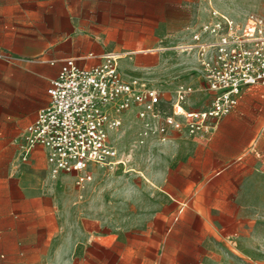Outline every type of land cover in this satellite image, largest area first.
<instances>
[{
  "label": "crops",
  "instance_id": "1",
  "mask_svg": "<svg viewBox=\"0 0 264 264\" xmlns=\"http://www.w3.org/2000/svg\"><path fill=\"white\" fill-rule=\"evenodd\" d=\"M210 8L200 15L192 0H0V264H264L262 86L247 88L206 140L144 136L136 110L126 112L142 127L129 171L146 179L152 197H104L101 213L83 195L92 180L52 177L41 146L27 159L10 148L49 105L66 58L88 67L115 56L125 79L162 91L164 107L180 84L194 89L186 109L205 107L211 94L191 46ZM128 12L139 14L132 25ZM127 160L114 170L93 166V177Z\"/></svg>",
  "mask_w": 264,
  "mask_h": 264
},
{
  "label": "built area",
  "instance_id": "2",
  "mask_svg": "<svg viewBox=\"0 0 264 264\" xmlns=\"http://www.w3.org/2000/svg\"><path fill=\"white\" fill-rule=\"evenodd\" d=\"M192 38L211 94L205 107L183 106L194 91L184 84L177 87L169 108L164 107L162 91L138 78L125 79L115 56L88 67L66 58L50 82L49 105L37 111L24 131L19 143L23 158L41 146L52 177L72 174L84 186L93 178V166L114 170L125 164L110 133L122 126V115L130 110H136L144 136L165 140L177 131L206 140L237 108L247 88L264 87V15L236 19L211 6L209 20L193 30Z\"/></svg>",
  "mask_w": 264,
  "mask_h": 264
},
{
  "label": "rangeland",
  "instance_id": "3",
  "mask_svg": "<svg viewBox=\"0 0 264 264\" xmlns=\"http://www.w3.org/2000/svg\"><path fill=\"white\" fill-rule=\"evenodd\" d=\"M194 8L198 14L205 13L204 6H213L222 12H225L236 19H243L246 15L254 13L264 15V0H192ZM198 8V9H197ZM225 10V11H223ZM139 14L127 13L128 25L134 24L133 19ZM133 28H128V31ZM145 32L147 30H133ZM202 99V98H199ZM124 119L123 126L115 132H111V141L120 151L121 160H127V155H130L125 166H120L114 172L99 170L94 174L92 181L83 189L84 197L89 198L90 205L96 212H102V200L104 197H110L112 200L119 196L135 195L143 199L152 197L151 185L146 183V179L136 172L129 171L131 168H136L135 149L140 144L141 123L136 120L134 113L129 112L122 115ZM23 138V130L18 132L17 140L10 142V148L13 152L19 148V143ZM149 165V159L144 161V167ZM141 183V191L139 185Z\"/></svg>",
  "mask_w": 264,
  "mask_h": 264
}]
</instances>
